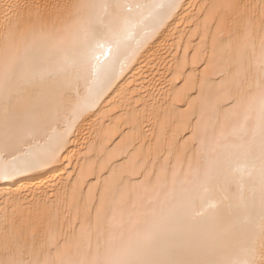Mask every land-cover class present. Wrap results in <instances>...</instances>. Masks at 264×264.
<instances>
[{
    "label": "snow or ice",
    "instance_id": "obj_1",
    "mask_svg": "<svg viewBox=\"0 0 264 264\" xmlns=\"http://www.w3.org/2000/svg\"><path fill=\"white\" fill-rule=\"evenodd\" d=\"M179 7L178 0L4 5L0 180L59 163L76 120ZM201 15L203 51L184 100L201 103L181 116L195 166L157 172L152 161V170L145 162L118 173L101 162L106 174L87 198L79 183L66 192L69 208L79 213L83 201L84 210L68 230L53 227L58 207L45 205L46 214L23 227L4 216L0 264H264V0H222L202 5ZM154 198L160 211L151 217L125 213L130 202Z\"/></svg>",
    "mask_w": 264,
    "mask_h": 264
},
{
    "label": "bare ground",
    "instance_id": "obj_2",
    "mask_svg": "<svg viewBox=\"0 0 264 264\" xmlns=\"http://www.w3.org/2000/svg\"><path fill=\"white\" fill-rule=\"evenodd\" d=\"M73 2L75 0H0V46L3 45L4 5ZM129 2L152 4L160 0ZM220 2L222 0H178L180 7L172 17L137 52L95 106L76 120L59 163L10 180H0V235L5 215L23 227L35 221L38 213L45 215V205L60 210V222H53L57 232L61 226L68 230V220L83 221V201L78 213L74 205L69 208L66 192L70 195L73 185L79 183L84 186L87 198L89 188L95 190L96 178L106 174L101 172V162L106 167L115 165L118 173H129L134 167L138 171L145 162L152 170V161H157V172L165 164L170 171L181 162L185 170L190 161L195 166L196 153L190 151L193 141L188 139L190 132L185 129L189 121L182 120L181 116L198 112L201 103L199 100L184 102L193 95V69L198 66L203 51L204 41L200 37L205 35V17L201 15V6ZM233 2L258 5L260 0ZM23 12L26 16L28 9ZM46 19L51 20V17L46 15ZM212 31L215 33L214 28ZM206 42L210 50V36ZM63 127L62 122L57 131ZM101 149L107 151L101 155ZM125 179L134 180L135 177L126 176ZM137 211L151 217L153 211H160L159 201L154 198L151 204L130 202L125 208L126 214L135 215ZM92 215L95 216V210Z\"/></svg>",
    "mask_w": 264,
    "mask_h": 264
}]
</instances>
